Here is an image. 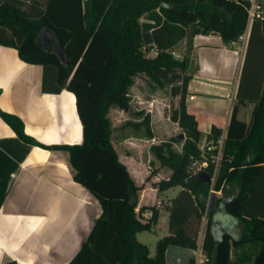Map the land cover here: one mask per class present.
Returning <instances> with one entry per match:
<instances>
[{
  "label": "trees",
  "instance_id": "trees-1",
  "mask_svg": "<svg viewBox=\"0 0 264 264\" xmlns=\"http://www.w3.org/2000/svg\"><path fill=\"white\" fill-rule=\"evenodd\" d=\"M248 6L247 0H0V44L15 48L23 62L43 67L44 92L66 90L75 96L82 126L79 145L39 144L24 133L18 117L0 110L22 142L68 152L73 180L100 206V215L66 264H165L169 246L197 248L204 219L201 264H264V19L249 26L236 98L238 104L254 106L248 123L238 120V106L232 107L212 186L221 197L210 194L211 180L201 182L197 175L213 176L209 154L217 149L207 153L206 147L214 146L223 131L211 126L200 149L202 133L185 107L191 38L214 34L226 45L237 43L247 27ZM184 40L186 53L175 59L171 53ZM57 45L65 63L52 53ZM138 73L170 87L177 104L170 105L169 119L187 138L180 153L173 147L177 137L151 146L155 160L171 171L155 184L157 191L180 189L159 201V208L136 211L140 187L112 146L108 113L112 107L128 108ZM144 127L152 139L148 118ZM203 160L208 165L197 172L195 162ZM160 209L168 212V233L150 256L136 234L153 228ZM219 215L238 222V236L218 232Z\"/></svg>",
  "mask_w": 264,
  "mask_h": 264
},
{
  "label": "crops",
  "instance_id": "crops-1",
  "mask_svg": "<svg viewBox=\"0 0 264 264\" xmlns=\"http://www.w3.org/2000/svg\"><path fill=\"white\" fill-rule=\"evenodd\" d=\"M260 1L264 4V0ZM186 45L184 40L175 49ZM190 48L194 68L185 107L197 120L203 145L211 126L225 132L235 105L237 119L248 123L254 103L238 104L236 98L245 44L226 45L219 36L206 34L192 37ZM43 75L42 66L23 62L15 48L0 44V110L18 117L24 133L39 144H81L82 126L75 96L66 90L44 92ZM153 140L155 136L149 141ZM155 144L158 143L152 145ZM119 161L140 187L136 211L165 202L156 200L157 196L173 188L158 192L153 186L160 180L150 172L156 161L151 152L146 162L137 155H126V163ZM72 175L68 152L22 142L0 117V264H66L73 258L98 217L87 210L98 202ZM160 213L159 210L154 229L136 234L137 240L148 247L150 256H154L157 241L168 233V227L163 236L155 231L161 224ZM168 216L167 212V221ZM225 218L217 217L218 232L226 231L222 226L229 220L232 232L238 236V222ZM205 226L204 219L195 250L169 246L165 264H201L205 260L201 251Z\"/></svg>",
  "mask_w": 264,
  "mask_h": 264
},
{
  "label": "rangeland",
  "instance_id": "rangeland-1",
  "mask_svg": "<svg viewBox=\"0 0 264 264\" xmlns=\"http://www.w3.org/2000/svg\"><path fill=\"white\" fill-rule=\"evenodd\" d=\"M174 51L179 56V59H181L186 53V48L182 49L177 47ZM151 56H154V54H151ZM191 61L188 72H192L194 68V62L193 60ZM133 80V85L128 92V108L123 110L118 107H112L108 113L112 127L111 142L118 158L126 163V155L128 157L137 155L138 158L146 162L148 153H150V147L153 143H160L172 137H177L179 139V136H182L183 139H179L173 146L174 149L180 153L187 136L178 124H174L169 120L170 105L173 104L175 106L177 104V99L170 96V87L161 86L146 73H138ZM146 118L149 119V129L153 138L154 136L156 137V140L149 141L150 139L147 138L144 127V119ZM126 141L129 142L127 143ZM201 146L202 143L200 140L199 147ZM150 172L152 175L157 176L159 180H163L168 177L170 170L165 166H161L158 161H155L150 168ZM150 180L151 179L148 178L147 181ZM214 180L215 177L211 181L210 194L213 197H221V193L212 190ZM153 186L155 187V184H153ZM178 191L179 187H174L167 193H160L156 200L166 201L169 196L176 194ZM87 211L89 212L88 214L91 216L96 215V217L99 216L101 212L98 203ZM160 212L161 224L155 228V231L159 236H163L168 227L167 212L164 209H160ZM164 216L166 218H164ZM222 217L229 219L227 216L222 215ZM93 220L94 219H92V221ZM154 227L155 225L152 229H154ZM222 227L225 228L226 231L232 232L233 226H230L229 220H226ZM240 228L241 226L238 224V229Z\"/></svg>",
  "mask_w": 264,
  "mask_h": 264
},
{
  "label": "built area",
  "instance_id": "built-area-1",
  "mask_svg": "<svg viewBox=\"0 0 264 264\" xmlns=\"http://www.w3.org/2000/svg\"><path fill=\"white\" fill-rule=\"evenodd\" d=\"M247 1L249 4V6L247 8V27H246L244 33L238 38V43H241L242 45H244L246 43L248 33H249V26H250L251 22L253 20L264 19V4H262V2L260 0H247ZM152 54H154V52H152ZM171 55L175 59H179V56L175 53V51L172 52ZM223 140H224V131H223L222 135L220 136V138L216 141L214 146L206 147L207 153H211V151L213 149H217V152L215 155L209 154V158L211 159V161L215 165L214 166V174H213V177H211V181L215 177V174L217 171V166H218V163H219V160L221 157V153H222V148H223ZM200 149H204V144L200 147ZM207 165H208L207 160L196 162L195 170L197 172H200L204 168H206ZM156 206L159 208L161 206V203L157 202Z\"/></svg>",
  "mask_w": 264,
  "mask_h": 264
},
{
  "label": "water",
  "instance_id": "water-1",
  "mask_svg": "<svg viewBox=\"0 0 264 264\" xmlns=\"http://www.w3.org/2000/svg\"><path fill=\"white\" fill-rule=\"evenodd\" d=\"M52 53L58 57L61 63H65V58L61 53L60 49L58 48V45L57 48ZM179 139L182 140L183 137L179 136ZM197 179L201 182H209L211 180L209 174L206 172H201L200 174H198Z\"/></svg>",
  "mask_w": 264,
  "mask_h": 264
}]
</instances>
